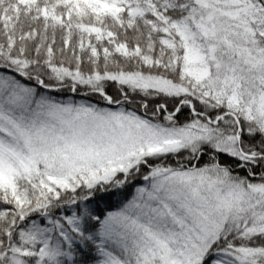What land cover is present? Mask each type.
<instances>
[{"label": "snow or ice", "instance_id": "obj_1", "mask_svg": "<svg viewBox=\"0 0 264 264\" xmlns=\"http://www.w3.org/2000/svg\"><path fill=\"white\" fill-rule=\"evenodd\" d=\"M0 264H264V0H0Z\"/></svg>", "mask_w": 264, "mask_h": 264}]
</instances>
